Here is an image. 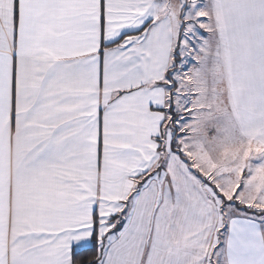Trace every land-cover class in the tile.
Returning <instances> with one entry per match:
<instances>
[{"label": "snow or ice", "instance_id": "1", "mask_svg": "<svg viewBox=\"0 0 264 264\" xmlns=\"http://www.w3.org/2000/svg\"><path fill=\"white\" fill-rule=\"evenodd\" d=\"M0 264H264V0H0Z\"/></svg>", "mask_w": 264, "mask_h": 264}]
</instances>
